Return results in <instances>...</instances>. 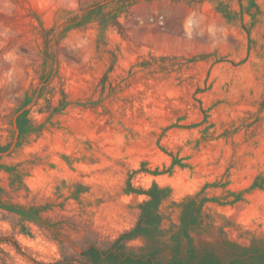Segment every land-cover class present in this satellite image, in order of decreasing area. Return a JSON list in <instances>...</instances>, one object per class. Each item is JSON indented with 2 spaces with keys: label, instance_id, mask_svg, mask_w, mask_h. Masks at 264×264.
Returning <instances> with one entry per match:
<instances>
[{
  "label": "rangeland",
  "instance_id": "obj_1",
  "mask_svg": "<svg viewBox=\"0 0 264 264\" xmlns=\"http://www.w3.org/2000/svg\"><path fill=\"white\" fill-rule=\"evenodd\" d=\"M0 264H264V0H0Z\"/></svg>",
  "mask_w": 264,
  "mask_h": 264
}]
</instances>
